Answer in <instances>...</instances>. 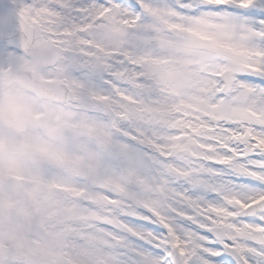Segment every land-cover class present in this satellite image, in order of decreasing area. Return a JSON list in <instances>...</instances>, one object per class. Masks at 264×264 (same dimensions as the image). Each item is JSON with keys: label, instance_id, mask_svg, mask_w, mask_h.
<instances>
[{"label": "rangeland", "instance_id": "rangeland-1", "mask_svg": "<svg viewBox=\"0 0 264 264\" xmlns=\"http://www.w3.org/2000/svg\"><path fill=\"white\" fill-rule=\"evenodd\" d=\"M102 14L108 16L107 22L92 25V18ZM113 18L133 25L135 31L113 29L109 24ZM155 20L185 29L187 35L160 30ZM85 27L90 29L87 43L92 51L83 57V71L98 72L109 57L127 46L136 55L140 72L124 77L128 81L124 92L102 94L87 87L83 93L87 99H82L74 87V77L80 73L69 74L61 57L53 68L36 69L46 82L66 84L75 97L74 103L66 104L0 81V264H113L117 257L103 235L84 231V225H46L34 220L37 209L60 204L78 214L76 198L83 188L77 183L83 181L111 189L120 197L108 200L97 192L90 197L97 204L107 199L119 205H142L155 213L162 206L183 202L182 194L175 193L163 177L157 179L150 162L159 154L170 157L167 165L173 167L180 156H203L211 145L203 143V133L198 132L201 125L195 121L216 109L211 97L224 90L218 76L253 59V30L234 17L174 20L153 8L147 19H141L111 4L91 16ZM173 27L167 28L174 31ZM15 70L35 68L25 54L0 64V71ZM137 75L151 83H140ZM231 79L234 91L232 74ZM150 93L158 96L163 111L146 102L145 94ZM131 132L137 136L136 144L128 139ZM141 145L150 148L144 151ZM142 182L152 187L145 188ZM261 200L264 196H257L241 207ZM70 233L82 237L83 243L69 239ZM174 241L183 251L184 242ZM152 259L159 264L158 258Z\"/></svg>", "mask_w": 264, "mask_h": 264}, {"label": "snow or ice", "instance_id": "snow-or-ice-1", "mask_svg": "<svg viewBox=\"0 0 264 264\" xmlns=\"http://www.w3.org/2000/svg\"><path fill=\"white\" fill-rule=\"evenodd\" d=\"M111 4L141 19H147L153 8L174 20L241 19L253 30V59L242 61L232 72L235 90L216 91L210 100L216 109L195 121L201 125L198 132L203 133V143L211 145L197 157L203 165L199 175L207 186L193 187L185 177L166 171L171 158L157 154L150 162L151 170L158 180L163 177L175 193L182 194L183 202L162 206L155 213L138 204H97L90 199L97 192L108 200L120 197L111 189L83 181L77 183L83 188L76 198L78 214L60 204H48L37 209L34 220L58 227L84 225V231L98 232L111 244L117 257L113 264H155L153 257L159 264H264V200L241 207L264 196V0L247 4L240 0H8L0 12V64L31 54L41 61L44 71L54 67V55H58L69 74L86 77L85 81L74 77L82 99H87L83 95L87 87L102 94L126 91L124 77L140 72L137 57L127 46L109 57L98 72L83 71V57L92 51L87 43L90 29L85 25ZM135 79L151 83L143 75ZM68 238L83 243L74 233ZM174 238L184 242L183 251Z\"/></svg>", "mask_w": 264, "mask_h": 264}, {"label": "bare ground", "instance_id": "bare-ground-1", "mask_svg": "<svg viewBox=\"0 0 264 264\" xmlns=\"http://www.w3.org/2000/svg\"><path fill=\"white\" fill-rule=\"evenodd\" d=\"M109 10L105 11V13H107ZM107 17L105 14L99 15L98 17H94L92 18V25L93 24H98V25H103L107 22ZM156 21V20H155ZM111 27L119 32H126L128 34L132 33L135 31L134 26L123 22V21H119L118 18H113L110 23ZM155 27L158 29H165V32H168L170 34H173L175 31L178 32L181 36H185L187 35V31L185 29L181 30L180 27H173L171 26L169 23L165 22V21H156L155 22ZM167 27H173L174 31H171L170 29H168ZM185 33V34H184ZM146 39H143V41H145ZM147 42H149L147 40ZM144 43V42H143ZM200 51H202L200 49ZM196 74V72L194 73ZM157 95H154L152 93L150 94H145V100L147 103L149 104H153L155 105L159 111H163L164 107L161 106V101L157 98ZM156 104H155V103ZM128 137H131L133 140L137 138L136 134L131 132L129 133ZM150 146H147V149L149 150ZM146 150V148L144 147V151ZM201 157V156H198ZM157 158V156H156ZM166 171H171L172 173L175 174V176H183L185 177L189 184L193 187H204L207 186V181L206 179L202 178L199 173L203 170V165L199 162V160L197 159V157H183L180 156L179 158H177L176 164L173 167H169L168 165H166ZM145 182H142L143 187L147 188V187H152L149 184H144ZM186 199V198H185ZM107 201V199H106ZM108 202V201H107ZM108 203H114L113 202H108Z\"/></svg>", "mask_w": 264, "mask_h": 264}, {"label": "water", "instance_id": "water-1", "mask_svg": "<svg viewBox=\"0 0 264 264\" xmlns=\"http://www.w3.org/2000/svg\"><path fill=\"white\" fill-rule=\"evenodd\" d=\"M7 3L8 2L0 4V12H3L7 8ZM26 55L34 61L37 68H42L41 61L36 56H33L31 54ZM58 57V55H54V64L57 62ZM220 78H223V89L229 90L231 87V72H223L222 75H220ZM0 80L17 83L21 87L28 89L33 93L40 95L42 98L51 100L53 102L73 103L75 101L73 94L64 83H47L40 79L38 75L32 71L19 70L10 74H3L0 72Z\"/></svg>", "mask_w": 264, "mask_h": 264}]
</instances>
